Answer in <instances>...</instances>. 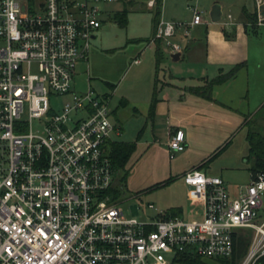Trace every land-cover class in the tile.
Segmentation results:
<instances>
[{
  "label": "built area",
  "instance_id": "obj_1",
  "mask_svg": "<svg viewBox=\"0 0 264 264\" xmlns=\"http://www.w3.org/2000/svg\"><path fill=\"white\" fill-rule=\"evenodd\" d=\"M134 1L149 10L157 2ZM118 2L0 0V264L229 260L240 229L252 232L242 264H256L264 257V172L250 174L234 197L219 177L182 174L202 205L200 219L124 217L108 156L119 134L109 100L72 90L105 8ZM254 4L259 9L264 0ZM191 12L188 23L157 25L152 42L161 41L169 57L184 51L174 40L179 33L185 40L205 23L202 12ZM222 25L233 26L230 15ZM51 96L65 98L57 111ZM184 149L181 134L169 138L170 160Z\"/></svg>",
  "mask_w": 264,
  "mask_h": 264
},
{
  "label": "crops",
  "instance_id": "obj_2",
  "mask_svg": "<svg viewBox=\"0 0 264 264\" xmlns=\"http://www.w3.org/2000/svg\"><path fill=\"white\" fill-rule=\"evenodd\" d=\"M175 2L176 0H162L160 15L162 12L164 15L168 5ZM116 4L120 5V8L109 12L108 6L105 8L102 19L107 17L110 20L113 14L122 11L124 8L128 10V14L145 11L152 13L153 11L134 0L128 5H124L122 0ZM196 4L208 13L209 23L205 22L193 27L185 40L182 39L180 33L177 35L174 40L181 44L185 43L186 48L180 55L179 60L174 62L177 64L168 69L167 78L164 75L162 82L159 81L158 72L156 73L155 70V43L150 39L144 47V52L151 51L152 55L148 53L144 62H141L139 58L132 61V65L138 67L136 68L138 69L136 76L138 75L141 78L140 89L132 96L122 97L117 106L111 110L113 124L119 131L118 135L113 136L112 142L134 143L135 145V149L125 165L127 173L125 188L132 162L135 166L139 164L146 168L149 165L150 168L159 171L163 180L157 183L160 184L169 179H172V181L179 179L182 174L189 170L199 169L198 167L201 164L227 143L228 145L222 153L199 170L206 175L221 178L232 197L237 196L249 182L250 172L244 161L248 152L245 132L243 139L245 150L236 160L235 167L215 165L214 163L228 151L235 135L245 130L243 124L246 119L255 114L264 104L263 97L260 107H257L254 112L242 111L238 102L239 99L243 98V96L241 97L243 94L242 89L236 91L233 88L238 77H242L243 60L247 56L244 57L243 50H239L242 46L237 48L236 44L241 33V27L246 29L244 14L254 13V0H197ZM215 5H218L221 11V19L218 23H213L209 17L211 9ZM225 7H230L239 12L236 24L232 22L233 26H229L231 29V27L237 25V27H234L233 36L230 37L217 30V28H212L218 27V24L223 26L222 23L225 22L223 20L228 16L223 15V8ZM176 18L179 21L173 17L170 22L188 23L187 21L182 22L179 17ZM159 21H161L160 17ZM97 32L91 42L96 38ZM190 36H192V39H190ZM164 54L165 57H169L167 52H164ZM88 60L80 62L78 65L85 66ZM135 60L139 62L135 64ZM236 67H239V69L232 78L212 87L210 99H205L190 91L191 88L202 87L212 79L229 74ZM155 82L157 83L155 88L156 102L151 110ZM111 89L114 90L115 86H111ZM103 97H107L109 103L112 100L109 95ZM126 111L128 112L127 116ZM130 120H139L133 131L128 127V121ZM177 134L182 135L185 149L176 155L174 159L170 160L168 158L169 162H167V143L171 136ZM239 171L246 173L248 176L247 181L243 183L225 182L224 178L229 173H238ZM182 188L187 191L185 208L188 217L200 219L202 217L201 203L190 187L182 185ZM179 210L182 211L181 208Z\"/></svg>",
  "mask_w": 264,
  "mask_h": 264
},
{
  "label": "rangeland",
  "instance_id": "obj_3",
  "mask_svg": "<svg viewBox=\"0 0 264 264\" xmlns=\"http://www.w3.org/2000/svg\"><path fill=\"white\" fill-rule=\"evenodd\" d=\"M196 2L197 0H176L175 3L168 5V9L164 15L162 12L160 20L170 22L173 17L176 20H178L176 17H179L182 22H190L192 19L191 10L196 9L202 12L204 21L209 23L208 13L197 5ZM119 8L120 5L118 4L111 5L108 7V11L113 12ZM254 9V13L252 14H255V16L251 19V24L255 29L241 27V33L238 36L236 47L242 46L239 50H243L244 57L247 56L243 60L242 77H238L233 87L236 91L242 89L243 94L241 97L243 96V98L239 99L238 102L241 105L242 111L247 112L248 110L250 113L254 112L257 107H260L264 97V4L259 9H256V7ZM223 15L225 17L226 15H230L232 22L236 24L239 12L230 7H225L223 8ZM189 17L190 20L188 21ZM102 20L103 23L97 32V36L91 42L88 62L85 66L79 64L76 67L72 90L83 94L90 88L98 96H111L112 100L108 106L111 111L117 106L122 97L132 96V94L140 89L141 78L138 75L136 76L138 72L136 68L138 67L132 65V61L135 58H139L141 62H144L148 53L152 55L151 51L145 53L144 47L154 36V21L153 15L149 11L128 14L127 24L124 27L119 26L112 18L108 20L107 17H103ZM223 21H226V19ZM235 26L237 27V25ZM234 27L230 29V27L218 24V27L212 28H217V30L230 37L233 36ZM191 37L190 39H192ZM182 46L184 49L186 48L185 43ZM162 48L166 52L164 45H162ZM174 64L177 63L172 62L169 57L166 56L164 58L158 70L160 82H162L164 75L167 78L168 69ZM111 86H115V89L112 90ZM64 100L65 98L51 96L50 104L57 111ZM127 115L128 112L126 111ZM139 120L128 121L129 129L133 131ZM111 122L114 123L113 117H111ZM259 124L264 127V120ZM244 132L245 130L235 135L228 151L216 160L215 165L235 167L236 160L245 150ZM167 162H169L168 157ZM241 167L243 168L244 166ZM128 175L126 188H123L119 196V207L124 217L142 221L155 218L159 213L169 216L171 211L181 208L182 211L178 217L185 220L194 219L188 217L186 213L185 196L187 191H184L182 188V185L185 184L181 178H173L174 180L165 187L153 189L157 183L163 181L161 173L150 168L149 165L146 168L139 164L135 166L134 162L130 165ZM118 179L119 176H116V183ZM224 180L228 183H243L248 180V176L245 172L239 171L238 173H229ZM150 207H153V209ZM243 237L248 239L249 244L247 248L249 249L252 241V232L249 236L241 235L239 238ZM248 249H246L247 253ZM245 257L238 259L237 264H242ZM201 263L222 264L218 260L208 258H202ZM174 264L182 263L177 262Z\"/></svg>",
  "mask_w": 264,
  "mask_h": 264
},
{
  "label": "trees",
  "instance_id": "obj_4",
  "mask_svg": "<svg viewBox=\"0 0 264 264\" xmlns=\"http://www.w3.org/2000/svg\"><path fill=\"white\" fill-rule=\"evenodd\" d=\"M122 1L124 5H128L132 2V0H122ZM161 2L162 0H157L156 7L152 11L155 31L159 23ZM127 14H128V10L124 8L122 11L113 14L112 19L119 26L124 27L127 24ZM254 16L255 14H244L246 28L247 26H249L250 28L255 29L251 24V19L254 18ZM154 43H155V53H154L155 70L157 73L160 68L161 62L165 58V54L162 50L163 48L161 41H155ZM238 69L239 67H236L229 74L212 79L206 82V84L203 87L191 88L190 91L196 95H199L200 97H203L205 99H210L212 87L215 85L222 84L226 82L228 79L232 78L235 75V73L238 71ZM156 84L157 83L155 82L153 99L151 102V110L154 103L156 102V98H155ZM263 120H264V104L255 112V114L247 118L243 124V128L245 129V142L248 147V152L246 157L244 158V161L248 165V171L250 172V174L253 175L264 172V127L259 124ZM227 145L228 143L223 147H221L219 150H217L198 168L201 169L204 166H207L209 163H211L215 159V157H217L220 153H222L226 149ZM134 149H135L134 143H123V142L109 143L108 156L111 161L112 167L115 170L116 176H119V179L117 180V187L113 191L114 195L117 197L120 196V192L124 188L125 179L127 176L125 165L128 162L130 156L132 155ZM171 181L172 179H169L163 183L157 184L153 187V189L158 187H165ZM180 212H181L180 210L171 211L169 216L178 217ZM250 234H251V230L249 229L237 230L233 235L234 247H233L232 257L229 260L218 259V261H220L222 264H237L238 259H240L241 257H245L247 253L246 249H248L247 247L249 244L248 239H246V237L243 238H239V237L241 235L249 236ZM178 263L202 264L201 259L198 257L179 260ZM257 263L264 264V257L261 258Z\"/></svg>",
  "mask_w": 264,
  "mask_h": 264
},
{
  "label": "water",
  "instance_id": "obj_5",
  "mask_svg": "<svg viewBox=\"0 0 264 264\" xmlns=\"http://www.w3.org/2000/svg\"><path fill=\"white\" fill-rule=\"evenodd\" d=\"M209 17H210V19H211V21L213 23H218L220 21V19H221V11H220L218 5H215V6L212 7L211 12L209 14ZM170 58H171V60L173 62H176V61L179 60L180 54L172 55V56H170Z\"/></svg>",
  "mask_w": 264,
  "mask_h": 264
}]
</instances>
